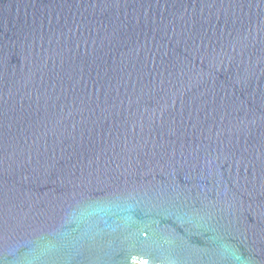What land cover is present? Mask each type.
Segmentation results:
<instances>
[{
    "label": "water",
    "instance_id": "obj_1",
    "mask_svg": "<svg viewBox=\"0 0 264 264\" xmlns=\"http://www.w3.org/2000/svg\"><path fill=\"white\" fill-rule=\"evenodd\" d=\"M0 264H264V0H0Z\"/></svg>",
    "mask_w": 264,
    "mask_h": 264
}]
</instances>
